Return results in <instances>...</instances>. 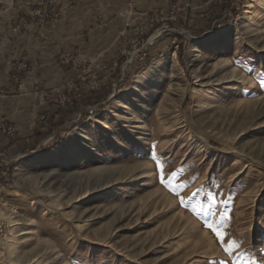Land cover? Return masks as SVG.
<instances>
[{"label":"rangeland","instance_id":"obj_1","mask_svg":"<svg viewBox=\"0 0 264 264\" xmlns=\"http://www.w3.org/2000/svg\"><path fill=\"white\" fill-rule=\"evenodd\" d=\"M206 1L209 16L159 9L113 86L65 53L64 114L42 117L36 150L5 152L0 264H264V0Z\"/></svg>","mask_w":264,"mask_h":264},{"label":"crops","instance_id":"obj_2","mask_svg":"<svg viewBox=\"0 0 264 264\" xmlns=\"http://www.w3.org/2000/svg\"><path fill=\"white\" fill-rule=\"evenodd\" d=\"M40 1L7 0L0 9V147L7 156L36 150L45 143L42 117L55 125L64 114L56 112L50 95L79 73L66 65V52H80L113 86L116 76L123 78L120 58L133 46L139 28L146 34L159 25L151 14L187 0H53L56 14L52 11L45 19L35 14ZM189 1L205 15L212 14L214 5L209 9L208 1ZM22 55L28 67L18 72L16 60ZM6 125L14 126L15 134L6 133ZM9 176L1 162L0 178Z\"/></svg>","mask_w":264,"mask_h":264},{"label":"built area","instance_id":"obj_3","mask_svg":"<svg viewBox=\"0 0 264 264\" xmlns=\"http://www.w3.org/2000/svg\"><path fill=\"white\" fill-rule=\"evenodd\" d=\"M170 9H171V10H170ZM170 9H169V10H170V13H171V16H172V13L174 12V8L172 9V8L170 7ZM168 12H169V11H168ZM120 13L123 14V13H124V10H121ZM164 14H165L164 11H161V12L156 11V12H154L153 14H151L150 19H151V21H156V20H158V19L160 18V15H164ZM162 30H163V28L160 27V26H158V27L156 28V31H155L154 33H152L151 35L154 34L155 37H158V36L160 35V33L162 32ZM140 32H143V28H139V30L137 31V33H140ZM151 35H150V36H151ZM78 60H79V62L82 61V59H78ZM25 66H26V64H25L24 62L19 63V65H17V67H18L19 70L24 69L23 67H25ZM4 130H5V132H7V130H6L5 128H4ZM7 133H8V134H12V132H10L9 130H8ZM5 152H6V151L0 147V163H1V162H4V164H5V163H8V162H9V160H6V159L4 158V156H5V154H6ZM1 173H2V172H1Z\"/></svg>","mask_w":264,"mask_h":264},{"label":"snow or ice","instance_id":"obj_4","mask_svg":"<svg viewBox=\"0 0 264 264\" xmlns=\"http://www.w3.org/2000/svg\"><path fill=\"white\" fill-rule=\"evenodd\" d=\"M208 227H209V228H212V225H211V224H208ZM216 234H217V236H219V235H220V233H219V232H217ZM225 264H227V262H225Z\"/></svg>","mask_w":264,"mask_h":264}]
</instances>
